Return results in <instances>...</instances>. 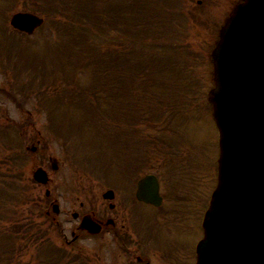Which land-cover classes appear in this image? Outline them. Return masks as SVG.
Segmentation results:
<instances>
[{
	"label": "rangeland",
	"instance_id": "374dc122",
	"mask_svg": "<svg viewBox=\"0 0 264 264\" xmlns=\"http://www.w3.org/2000/svg\"><path fill=\"white\" fill-rule=\"evenodd\" d=\"M123 1L111 6L110 10L117 14L119 7H125L129 2ZM214 1L217 5L212 0H201L200 3L186 0L195 15L189 22L192 29L189 40L195 41L197 48L192 71L199 80L198 103L194 108L200 112L198 116L186 119V108H182L176 116L184 141L182 148L186 150V167L181 170V180H176L174 176L179 171L173 165L171 185L168 180L163 183L168 202L164 211L168 216H161L145 204L136 206L138 213L146 216V222L143 220L140 224L139 220V235L153 236L149 246L158 251L156 264L195 263L194 250L202 237L199 213L207 207L216 184L213 163L218 157V138L211 116L212 106L207 101V91L213 86V67L209 58L218 29L235 0ZM51 3L52 0H0V45L6 48L0 47V264H61L59 261L70 264L79 259L85 264H120L125 261L122 257L115 261L104 257L103 247L99 246L102 242L98 240L101 237L84 235L74 243H65V238L71 240L70 231L78 224L72 213H102V194L108 189H113L120 200L133 197L138 179L146 173L164 179L168 172L161 160L165 158L157 152L159 147L153 148L154 142L139 135L134 137L136 143L128 136L127 143L113 151L112 135L103 130L102 116H115L110 112L109 101L113 98L94 97L97 93L92 92H98L105 83L99 82L102 77L99 74L104 69L101 62L105 64L104 37H110L116 26L110 29L109 22L101 26L99 21L91 29L80 20L79 24H71L68 17L57 13L60 19L50 17L30 36L10 27L12 12L50 7ZM123 15L127 19L132 16L128 11ZM57 50L60 57L56 55ZM145 55L138 53V56ZM77 65L84 66L75 69ZM171 65L169 58H163L158 74H149L148 65L140 68L144 72V86L147 85L155 97H172L165 87L172 85L171 82L177 83V77L186 72L182 69L184 64ZM113 78L116 79V75ZM131 82L125 87L135 91V81ZM21 89L22 93L17 94ZM173 90L175 88L170 90L171 93ZM55 93L56 96L51 98L50 95ZM24 99V104H20L19 101ZM94 100L98 109L94 106L95 109L90 111L85 106ZM128 114L135 116L131 112ZM132 121V124L128 121L130 129L138 125V119ZM121 126H126L125 121ZM33 146L36 147L34 152L31 151ZM140 154L134 175L125 171L126 158L134 164ZM119 163L124 169L118 166ZM53 164L57 169H53ZM38 167L48 172L50 183L47 187L33 180V172ZM47 188L51 190L50 198L45 197ZM54 200L60 205L61 213L56 219L61 225L53 219L51 203ZM171 208L172 211L181 209L177 227H171ZM47 211H51V216ZM17 223L25 226L22 231L8 230L11 224ZM55 246H61L67 252L65 259L55 256ZM96 256L99 258L93 263Z\"/></svg>",
	"mask_w": 264,
	"mask_h": 264
},
{
	"label": "water",
	"instance_id": "95a60500",
	"mask_svg": "<svg viewBox=\"0 0 264 264\" xmlns=\"http://www.w3.org/2000/svg\"><path fill=\"white\" fill-rule=\"evenodd\" d=\"M42 23L30 13L11 19L14 28L27 33ZM212 58L215 87L208 95L219 131L218 183L196 264H264V0H245L236 7ZM34 179L46 184L48 175L38 169ZM137 195L158 201L153 176L140 181ZM83 225L92 228L86 219Z\"/></svg>",
	"mask_w": 264,
	"mask_h": 264
},
{
	"label": "flooded vegetation",
	"instance_id": "af4514ba",
	"mask_svg": "<svg viewBox=\"0 0 264 264\" xmlns=\"http://www.w3.org/2000/svg\"><path fill=\"white\" fill-rule=\"evenodd\" d=\"M114 201H105L106 208L103 215H97L94 212L83 214V216L90 215L101 226L100 233L95 236L101 237L98 240L102 242V244L99 243V246L103 247L104 257L108 261H115L117 257H122L125 261L120 264H156L158 251L156 247L149 246L153 236L141 237L138 232V223L139 220L142 221L143 216L138 213L134 203L132 205L124 200L118 204L117 198ZM82 206L83 203H81V210ZM155 212L158 213V211ZM180 213H178L177 219L172 224L177 226L178 222L181 221L179 219ZM57 223L61 225L60 221H57ZM85 233L87 232L77 227L75 230H71L73 240L69 242L65 238V242L67 244L73 243L80 237H84ZM98 258L96 256L93 263Z\"/></svg>",
	"mask_w": 264,
	"mask_h": 264
},
{
	"label": "trees",
	"instance_id": "16d2710c",
	"mask_svg": "<svg viewBox=\"0 0 264 264\" xmlns=\"http://www.w3.org/2000/svg\"><path fill=\"white\" fill-rule=\"evenodd\" d=\"M147 2L148 0H133L131 3L132 4L136 3V5H140L141 3H147ZM108 3L109 0H52L50 7H45V8L40 7L37 9L46 15H51L54 12L53 8H56V10L60 12L63 17H68L70 15L69 19H73V21L75 22H79L78 20H80L83 23H85L87 27L89 28L92 27L91 29H93V25H96L97 22L100 21L101 26H103L104 23L106 22V15H107L106 11L108 12L107 9ZM140 9H141L140 12L138 13V15L135 16L134 20H138L140 18L139 14H141L144 11L145 4H142ZM116 20L117 18L114 17V21ZM144 25H142L141 27H144ZM125 49L127 51L125 52V59L123 61V64L124 66L126 65L129 69L134 67L131 66L133 64L132 61H138L140 59L135 57V54L133 53L135 51V48L132 45L126 44ZM128 72L136 73L133 70H130ZM174 107H176V105H174ZM20 225L21 224L19 223L11 224L8 227V230L10 231L11 229H16V231H22L23 227L25 226L22 225L23 226L22 227ZM54 251L56 252L55 256L58 257L60 260L65 259L68 255L67 252L60 250L59 248H56V250ZM72 263L85 264V262L80 259L79 261L76 260L70 261V264Z\"/></svg>",
	"mask_w": 264,
	"mask_h": 264
}]
</instances>
